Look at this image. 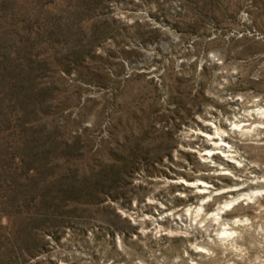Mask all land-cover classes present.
<instances>
[{"label": "rangeland", "instance_id": "rangeland-1", "mask_svg": "<svg viewBox=\"0 0 264 264\" xmlns=\"http://www.w3.org/2000/svg\"><path fill=\"white\" fill-rule=\"evenodd\" d=\"M256 96L264 0H0V264H125L137 218L264 163V136H219Z\"/></svg>", "mask_w": 264, "mask_h": 264}, {"label": "clouds", "instance_id": "clouds-1", "mask_svg": "<svg viewBox=\"0 0 264 264\" xmlns=\"http://www.w3.org/2000/svg\"><path fill=\"white\" fill-rule=\"evenodd\" d=\"M243 108L248 110L219 121L229 125L219 136L226 135L236 144H254L264 136V131H260L264 129V97H249ZM219 147L227 153L222 152L225 160L236 163L234 157H238V153L227 144ZM237 167H242L243 171H228L220 164L213 165L215 170L206 173L208 176H228L237 182L235 186L228 187L215 179L217 188L205 185L197 190L206 191L207 195L187 193L181 207L156 218L165 221L164 227L150 217L137 218V224L146 220L151 227L144 228L141 224L144 240L138 242V247L125 249L121 245L125 264H264V163L251 162L244 166L241 160ZM256 168L262 170L260 177L249 172ZM240 188L250 190L242 193ZM231 192L236 194L227 195ZM161 234L182 239L172 246L154 245L152 241Z\"/></svg>", "mask_w": 264, "mask_h": 264}, {"label": "bare ground", "instance_id": "bare-ground-1", "mask_svg": "<svg viewBox=\"0 0 264 264\" xmlns=\"http://www.w3.org/2000/svg\"><path fill=\"white\" fill-rule=\"evenodd\" d=\"M211 140H212V145H211L212 148L211 149H207L206 152L209 153V156L213 157L214 154H212L211 152L214 151V150H220V147L217 145V141L216 140L215 141L213 139H211ZM220 142H222L221 144H227V145L229 144V142H227L226 140H222V139L220 140ZM229 147H231V146H229ZM222 152H224V151H221V153ZM224 153H226V152H224ZM209 156L204 155L203 158H208ZM226 169L229 170L228 168H226ZM186 183H188V182H186ZM192 184H194V182ZM205 185H208L207 182L198 180V183H196L195 188L197 190L198 189H203Z\"/></svg>", "mask_w": 264, "mask_h": 264}]
</instances>
